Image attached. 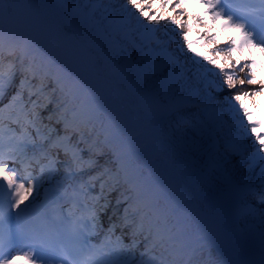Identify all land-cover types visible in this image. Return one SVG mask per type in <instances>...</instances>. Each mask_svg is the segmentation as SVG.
Instances as JSON below:
<instances>
[{
  "label": "trees",
  "instance_id": "1",
  "mask_svg": "<svg viewBox=\"0 0 264 264\" xmlns=\"http://www.w3.org/2000/svg\"><path fill=\"white\" fill-rule=\"evenodd\" d=\"M6 4L9 6V11L5 13L0 10V20H13L21 18V21L29 22V20L41 22L49 27L53 28L61 36H65V30L69 26H75L80 31L82 30L83 37L81 42L74 43L69 41L67 45L69 49L75 52V55L82 56L81 58H87L88 54L92 51L90 45V39L88 36H93L97 30L104 29L106 32H111L118 34L120 43L118 45H113L111 43L104 45H96L97 47V56L95 58L94 64L96 71L108 82L113 93L119 98L114 101L112 107H110L106 113L99 114L97 118L92 121V127L90 128H77L78 132H75V135L78 134V139H74L71 132L67 133L66 139L63 140L65 144L75 147L78 149L80 143L87 145L89 158L92 162H97L100 158L92 152L94 149L93 145L96 146L95 151H103V147L99 145L100 136L96 135L97 129H101L105 126H110L114 124L116 127L120 124L121 118L129 117L134 122H139V117L136 109L142 110V98L149 97L152 91L158 86L160 81L161 74L158 69H153L150 65L151 71L149 73L140 74V78H137V75L133 76V79L136 82V85L139 91H134L127 86L123 78L119 77L116 72H114L111 67L110 62H108L105 57L107 55L115 57L119 62H122L123 59L128 54L136 55L137 50L133 49L134 40H127L120 32L114 28L110 23L109 14L105 11H98L93 15L89 16L90 21H86L84 18L85 13L88 11L89 2L88 0H5ZM108 5H114V7L119 8L117 15H122L124 12V6L126 0H105ZM76 9V14L70 16V19L66 18L65 9ZM134 11V10H133ZM149 14V13H148ZM139 16L138 13L132 15V21L130 25L138 26L137 29H140L142 25H145L148 21L143 17L137 20ZM23 18V19H22ZM166 44V42H165ZM14 60H19L17 55V49L14 50ZM138 58L140 56L138 55ZM38 60L30 61L28 64L30 71H34L37 68ZM16 62H12V65L16 66ZM140 64H143V61L140 60ZM178 63H174V67H177ZM14 66L12 70L14 71ZM185 78L187 79L184 84V90H190L193 87L204 86L208 83L207 75L208 73L203 69H194L191 72L187 73ZM24 83L28 84L30 81V86L35 87L39 91V87L36 82L31 81L29 78L22 79ZM204 93L209 94L206 89ZM54 91H44L41 95L44 97L42 102H49V106L52 107L54 112H59L61 114H66L59 111V107L56 105ZM143 95V96H142ZM206 95V97H207ZM158 99V97L156 98ZM226 101L230 102V98H225ZM125 101H129L131 104L128 105ZM233 101V100H232ZM215 103H222L216 101ZM222 110H227L228 105L225 103L221 107ZM219 112L213 113L210 117H206L204 108L201 107H187L181 111L165 114L162 116L161 122L163 123L162 129L160 131V139L162 144L168 148L170 156L175 158L176 161L181 164H185L186 156L194 155L198 152L201 146H204L209 142L211 138L212 125L216 121V115ZM234 126H237L238 133L236 135H231L229 133L224 134L222 142L224 144L235 142L242 143L246 139V132L240 127L239 123L232 118L230 124L227 126L226 131H232ZM82 135V136H81ZM79 141V143H78ZM106 152H102L105 155ZM232 153L228 150L220 152L216 160H222L226 162L222 169L225 173H228L230 177L237 181H244L249 178H252L258 182L262 179L264 174V160L261 157H264V152H257V149L252 153H247L246 155L236 154L231 157ZM152 158L158 160V145H156ZM228 161V162H227ZM133 165L140 167L138 161L134 162ZM210 169V168H208ZM147 173V171H145ZM208 181L202 186L201 192L211 193L217 191L221 187L219 180V174L215 170L207 171ZM183 175V173H182ZM264 187V185H263ZM249 202L252 203H261L264 205V193L259 195L253 193L248 198ZM156 212L158 214V205L156 207ZM129 226H133L137 231V234L145 235L144 247L142 254L145 257L151 256L153 260H157L162 257V248L158 249V241L155 240L151 235V230L148 228L149 224L146 217H140L135 215L131 210L127 211L124 215ZM165 220L168 218L164 217ZM244 224L246 228H258L262 224L259 219L256 218L254 214L246 217ZM166 264L177 263L178 260H173L166 251H164ZM219 260L214 254L207 253L201 255L198 263L199 264H215ZM158 264V263H156Z\"/></svg>",
  "mask_w": 264,
  "mask_h": 264
},
{
  "label": "rangeland",
  "instance_id": "2",
  "mask_svg": "<svg viewBox=\"0 0 264 264\" xmlns=\"http://www.w3.org/2000/svg\"><path fill=\"white\" fill-rule=\"evenodd\" d=\"M195 3L197 2L195 1ZM100 4H102L103 8L109 7L106 2L101 3L100 1L96 2L94 6H100ZM175 4L176 0H171V3L167 4L165 7H158L149 12V15L153 12H155L158 16L162 15L164 19L161 20L159 25L155 24V22L146 23L151 28L147 42L152 41L154 38H159L160 42L167 41L168 43L162 51L154 53L150 58H148V61H154L156 55L165 51L167 53L166 58H169L170 60H177L179 66L186 68L188 73L198 68L205 70L208 73V84L206 83L202 89L207 87L211 94L213 96L215 95L216 99L222 102L221 105L226 103L229 106L228 111L236 109V112H238L237 109H239L238 113H240V111L244 113L243 110L246 108L245 106L250 104L249 110L251 111L247 110L250 115H256L259 112L263 113L264 64L262 67H256L253 72L250 65L252 61H255L256 59L252 58L253 55L248 60L245 59L239 50L236 51L238 54L236 52L231 54L223 53L227 65L223 62L215 65L210 63L208 59L205 60L204 58L207 57L206 51L209 45L212 43L227 42L231 37V32L221 29L214 23L208 21L207 16H204L203 14L201 6V8L199 6H197V8L192 6L193 3L192 5L184 3V6L173 11ZM113 11L114 13L119 12V8L116 7ZM124 14L128 17L132 16L129 15L128 12H124ZM172 17H176L179 21V25L168 24L167 28H165V24ZM189 24H191V27L188 26ZM184 35L188 36L187 42L183 40ZM214 36L216 37L215 40H213ZM188 43L191 44V49L188 48ZM45 45L47 46V43ZM178 45H183L182 51ZM90 56L92 57L91 59H94L95 54L91 53ZM61 58L64 59L62 55ZM64 61H66V63L68 62L65 59ZM82 63L89 68L88 71L93 69L92 62H80V64ZM202 65L205 67H202ZM245 65L249 66L245 67ZM241 68H243V71H241ZM18 69H20L19 71L21 72L22 65L19 66ZM20 75H17L16 77H19ZM168 76H170V74ZM229 76H231V82L228 80ZM249 78H255L257 83L249 84ZM4 80L6 82V86L2 93L3 98L11 96L10 91H12L11 89L14 88V86L20 90L19 93L21 97L18 95L17 97L20 98L23 104L20 109L22 110V113L20 114L23 118H27L28 106L33 105V108H35L34 114H36L34 117L36 127L40 126L41 131H46L48 133L51 128L54 127L56 129L53 134L49 133L50 138L45 141L42 147H36L35 144H39L41 142V138L36 137V132L33 127H25L30 133V136L33 138L32 147L37 148V150H34L35 156H38L42 150L48 149L50 145H52L54 149V155L48 159L49 165H52L53 171L44 173V178L47 176L50 177V179L46 181H52L56 177L65 180L69 176L72 178V182L77 183L79 181H83V183L86 184V187L82 186L80 189L87 192V195H91V198L95 202H93L96 213L94 218L96 222L94 240L99 241L100 244L105 241L107 242V240H111L113 242L112 244L115 245V248L111 259L115 262V264H144L141 262L145 260V257L142 254V251L145 249V235L137 234L134 227H130L123 219L124 214L128 211L127 209L129 207V209H136V205H133L132 207L128 206V199L123 198L126 194H122L120 191L119 180H116L113 176L108 174L107 168L112 167L110 164V154L103 155L101 151L94 150L92 153H94L96 157L99 156L100 161L92 165V163L89 162V155L83 154L82 157L74 156L70 153V151L60 148L57 145V141L61 138L64 132L68 131L69 126L64 129L66 124L57 122L58 120L54 115L52 107L47 106L44 108V106L40 104L41 97L35 95L36 93L31 91L29 88H22L20 85H17L16 78L13 80L9 75L6 76ZM241 81H243L242 85L240 83ZM170 83L171 80H169L168 84L170 85ZM200 91L202 90H199V92ZM237 95L240 97L239 100L235 99ZM225 98H230L231 101L233 100L234 105H232L231 102L226 101ZM33 100L36 101L33 102ZM185 100L189 101L188 99ZM69 129H71V127ZM258 134L264 137V129L260 130ZM256 144L255 136L251 135L248 136L247 141L244 143V147L249 148L250 146H255ZM30 157H32L31 154ZM261 179H264V174ZM39 181L41 185L43 181L42 177L37 178L32 185H37ZM88 183H92V188H94V190L89 187ZM258 183L256 184L257 186L254 185L255 189L263 188V183H259L260 185ZM40 192L41 188L38 191V195H40ZM103 201L107 202V205L101 206L100 203H103ZM102 208L104 210H102ZM259 216L264 219V205L261 206ZM134 232L136 233L135 239L137 241L135 245L132 243ZM153 236L154 235H152V237ZM154 238L156 237L154 236ZM118 249L120 250V253H118ZM101 261H103V259H101Z\"/></svg>",
  "mask_w": 264,
  "mask_h": 264
},
{
  "label": "snow or ice",
  "instance_id": "3",
  "mask_svg": "<svg viewBox=\"0 0 264 264\" xmlns=\"http://www.w3.org/2000/svg\"><path fill=\"white\" fill-rule=\"evenodd\" d=\"M197 2H200V0H197ZM171 0H126L124 10L128 12L129 15H135L136 13L139 14L137 17V20L139 21L140 17H143L145 20H147L149 23L155 22V24L159 25L161 23V20L164 19L162 15L158 16L155 12H153L151 15L148 13L156 8H163L167 4H170ZM185 0H178V2L175 4L173 11L175 9L180 8L184 6ZM203 3L205 4L208 11L211 13V17L213 20H224V28H232L234 30H237L241 33V40L239 45H237V39L232 38L231 40V47H229L228 51L229 53H234L238 49H244L247 48L249 50L259 48L261 53H264V0H261L262 7L257 11L254 9H242L240 10L243 15L236 16L234 19V14L230 11V6L228 5L227 0H203ZM134 10V11H133ZM168 24L171 25H179V21L176 19V17H172L166 24L165 28H167ZM191 27V24L188 25ZM216 37H213V40H215ZM183 40L185 42L188 41V36L184 35ZM180 50H183V45H178ZM188 48L191 49V44L188 43ZM205 60L208 58L205 57ZM212 64H216L215 60L209 61ZM199 63V62H197ZM249 65H245V67H248ZM202 67H205L202 65ZM250 67L252 68L253 72L256 68V62L252 61ZM210 71V70H209ZM241 71H243V68H241ZM33 76H35V73H33ZM229 82H231V76L228 77ZM21 83L23 84L24 81L22 80ZM241 85L243 84V81L240 82ZM249 84H255L257 83L255 78H249L248 79ZM6 86V82L3 78V75L0 74V94L3 93V90ZM19 94V93H18ZM236 100H239L240 97L237 95L235 97ZM239 112V109H237ZM244 117L248 120H251V115L248 113L247 109L244 108ZM258 123L254 124L250 131L252 133H256V128L258 127ZM247 128V126H245ZM256 141L260 144V148L257 149V152H264V137L257 134L255 136ZM262 160H264V157H261ZM3 164V161H0V165ZM7 166L3 165L0 166V173H4V180L7 182L8 189L11 190L9 192L10 195L15 197L14 202L11 204L12 208L20 209V205L22 203L23 193L27 191L29 195H31L32 192V186L29 184V187L25 189V185L23 182H17L15 173H13L11 176H9L6 172ZM23 179V178H21ZM0 187H2V184H0ZM23 210V209H20ZM136 233H133V245L137 243L135 239ZM147 239V237H145ZM26 258H31V253H25ZM36 258L39 259V253L36 254ZM15 257H12L11 259H4L0 260V264H14Z\"/></svg>",
  "mask_w": 264,
  "mask_h": 264
},
{
  "label": "bare ground",
  "instance_id": "4",
  "mask_svg": "<svg viewBox=\"0 0 264 264\" xmlns=\"http://www.w3.org/2000/svg\"><path fill=\"white\" fill-rule=\"evenodd\" d=\"M178 2V0H176V3ZM182 22V21H181ZM232 30L233 33H239V31L234 30L232 28H229ZM203 37H204V33H203ZM200 38V36H199ZM232 36L230 37V39L227 42L224 43H212L209 45V47L207 48L206 54H207V58L208 60H215L216 64L223 62L225 65H227V62H225V56L223 55V53H228L229 54V47H231V40H232ZM236 38V37H234ZM243 51L241 52V55L243 57H245V59H249L252 55L258 56L261 55L262 60L264 62V53H261L259 48L256 49H242ZM231 54V53H230ZM215 64V65H216ZM12 91H10V93H12L11 95H15L17 92H19L20 90L18 88H16L14 86V88L11 89ZM10 101V98H7L2 104H0V124L4 125V126H11V125H16V124H23V119L20 120H15L14 118H12L9 115V111L11 109L14 110L13 105L11 103H9V105L5 106L6 103H8ZM11 105V109L10 110H6V107ZM35 108H33V105L28 106V118H34L36 116V114H34ZM53 149L52 147H50L47 151L48 153V157L51 156L53 154ZM41 156H35L32 157V159L27 163V167L28 169H32L35 168L34 165L36 163L37 160H40ZM36 191V188L33 190ZM84 197V196H83ZM214 238L217 239V241L221 244V245H226L229 246L230 244V240L229 238H227V236L224 234V232L220 231V229L216 230V234L214 235Z\"/></svg>",
  "mask_w": 264,
  "mask_h": 264
},
{
  "label": "water",
  "instance_id": "5",
  "mask_svg": "<svg viewBox=\"0 0 264 264\" xmlns=\"http://www.w3.org/2000/svg\"><path fill=\"white\" fill-rule=\"evenodd\" d=\"M68 34L71 35V36H74V37H78L76 32L74 30H72V29L68 31Z\"/></svg>",
  "mask_w": 264,
  "mask_h": 264
}]
</instances>
